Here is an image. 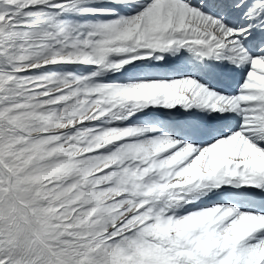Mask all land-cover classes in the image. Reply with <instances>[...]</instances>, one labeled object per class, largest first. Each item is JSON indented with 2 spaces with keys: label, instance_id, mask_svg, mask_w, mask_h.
Returning a JSON list of instances; mask_svg holds the SVG:
<instances>
[{
  "label": "snow or ice",
  "instance_id": "snow-or-ice-1",
  "mask_svg": "<svg viewBox=\"0 0 264 264\" xmlns=\"http://www.w3.org/2000/svg\"><path fill=\"white\" fill-rule=\"evenodd\" d=\"M0 264H264V0H0Z\"/></svg>",
  "mask_w": 264,
  "mask_h": 264
}]
</instances>
